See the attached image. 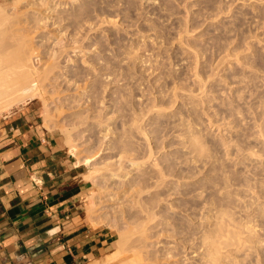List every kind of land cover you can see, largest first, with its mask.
Returning <instances> with one entry per match:
<instances>
[{"label":"rangeland","instance_id":"374dc122","mask_svg":"<svg viewBox=\"0 0 264 264\" xmlns=\"http://www.w3.org/2000/svg\"><path fill=\"white\" fill-rule=\"evenodd\" d=\"M0 6L47 74L43 98L19 92L99 173L83 218L113 231L108 260L146 243V264H264V0Z\"/></svg>","mask_w":264,"mask_h":264},{"label":"crops","instance_id":"0c3cea01","mask_svg":"<svg viewBox=\"0 0 264 264\" xmlns=\"http://www.w3.org/2000/svg\"><path fill=\"white\" fill-rule=\"evenodd\" d=\"M87 165L37 104L0 117V264L114 263L113 231L83 218Z\"/></svg>","mask_w":264,"mask_h":264},{"label":"bare ground","instance_id":"6f19581e","mask_svg":"<svg viewBox=\"0 0 264 264\" xmlns=\"http://www.w3.org/2000/svg\"><path fill=\"white\" fill-rule=\"evenodd\" d=\"M1 11L2 10H0V13ZM3 16L4 18H2V16L0 15V30L2 29L6 31V29H3L2 26L4 22H8V19H6L7 21H4L8 16ZM2 21H4L3 24ZM2 30L1 33H4V31L2 32ZM11 31L14 32L13 29ZM8 32H10V30ZM13 32L11 37L12 41L14 42L10 40L11 37H9L8 34L5 36L6 39L0 37V110L4 109L8 112V114L14 113L18 109L23 108L24 106L30 104L35 100L32 95H21L22 93L19 92V86L21 84L31 83L34 87L40 89L41 93L39 97L43 98L42 87L44 86L42 83L47 78V74L40 70V60L42 59V56L37 55V51L31 43L33 41L29 42L31 39L29 40L28 38H26V36H24L23 34L21 35L20 33L15 34L14 32L13 35ZM13 37H15V40H13ZM7 38H9L10 42ZM56 42L60 43L59 40ZM57 45L59 46V44ZM77 51H79V47L73 46L70 52L76 54ZM56 56L57 51L53 50V59ZM92 161L93 160H87V163L92 164ZM90 174H88L87 176L89 179H94L95 177H97V175H99V173L94 175L91 172ZM153 217L154 215H151V213L148 211L147 219H153ZM145 224H143V226L141 227L142 230H140V238H142L145 234ZM142 239H144V237ZM202 245L204 246L205 243ZM147 247L148 245L146 243L139 244L136 247L131 261L132 264H146L145 261L148 259V256H145L144 249H146ZM214 259L216 258H213L212 261H214Z\"/></svg>","mask_w":264,"mask_h":264}]
</instances>
